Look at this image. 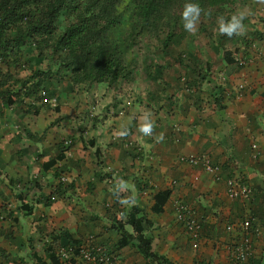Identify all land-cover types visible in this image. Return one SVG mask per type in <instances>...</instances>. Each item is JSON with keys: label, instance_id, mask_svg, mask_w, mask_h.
Masks as SVG:
<instances>
[{"label": "crops", "instance_id": "0c3cea01", "mask_svg": "<svg viewBox=\"0 0 264 264\" xmlns=\"http://www.w3.org/2000/svg\"><path fill=\"white\" fill-rule=\"evenodd\" d=\"M238 9L237 31L190 34L182 61L144 88L0 99V264H61L62 250L87 243L111 264H145L118 247L122 226L134 235V208L173 264H264V0ZM188 157L208 159L218 179ZM229 179L250 186L248 202L227 196ZM245 220L255 229L238 262L243 237L226 227Z\"/></svg>", "mask_w": 264, "mask_h": 264}, {"label": "trees", "instance_id": "16d2710c", "mask_svg": "<svg viewBox=\"0 0 264 264\" xmlns=\"http://www.w3.org/2000/svg\"><path fill=\"white\" fill-rule=\"evenodd\" d=\"M236 1L0 0V99L10 105L20 96H55L60 71L69 75L71 89H63L68 91L77 85L100 83L115 89L120 82L133 83L138 69L153 80L163 67L148 54L134 55L138 36L156 37L166 31V43L177 41L189 30L194 14L205 17L213 7ZM62 19L65 26H60ZM178 29L182 31L177 34ZM44 61L47 66L42 70L39 66ZM52 66L57 68L54 75ZM54 194L60 195V189ZM160 196L156 202L162 206L169 191ZM127 224L134 235L126 234L122 226L120 249L134 250L145 264H173L155 252L157 240L144 233L151 224L140 210L133 209ZM103 253L108 260L98 264L112 262Z\"/></svg>", "mask_w": 264, "mask_h": 264}, {"label": "rangeland", "instance_id": "374dc122", "mask_svg": "<svg viewBox=\"0 0 264 264\" xmlns=\"http://www.w3.org/2000/svg\"><path fill=\"white\" fill-rule=\"evenodd\" d=\"M249 0H237L234 5L235 8H232L233 5L227 6H220V7H213L211 10L206 12L205 17H202L199 14H194L192 20H190V28L184 34L182 39L177 41L173 40V42H165L166 41V31L160 33L158 36H153L149 34H143L138 36L136 46L134 48V55L141 56L142 54H148L154 61L155 64L160 65L161 67L171 66L172 61L175 63H180L182 61V55L186 52V40L187 37L191 35H197L198 33L204 34L206 36L211 35H222L224 31L227 29L228 31H237L238 26H240V6H244V4ZM238 7V8H237ZM236 10V11H235ZM236 12V14H235ZM236 15V16H235ZM66 22L62 19V23L60 26H65ZM177 34L182 31V29L176 30ZM47 66V61L39 66L40 69L45 70ZM56 67H51V74L54 75V71H56ZM58 72V71H57ZM25 73H29L27 70ZM139 75L137 76L136 80L133 83H123L120 82L117 87L115 88L116 91H128L132 84H140L144 87L149 85L151 82L157 81L162 74L158 76L155 75L154 79L150 80L147 78L140 69L137 72ZM152 75L153 71L151 70ZM57 80L60 81L58 84V90L63 89H71V82L69 80V75H65L63 71L57 73ZM46 77V76H44ZM56 77L53 76V82ZM90 84H85V86H89ZM83 85L74 86L73 89L81 88ZM95 86V85H90ZM118 211V210H117ZM120 211V209H119ZM125 217L123 214L122 218ZM127 224V222L125 223Z\"/></svg>", "mask_w": 264, "mask_h": 264}, {"label": "built area", "instance_id": "2783aa9c", "mask_svg": "<svg viewBox=\"0 0 264 264\" xmlns=\"http://www.w3.org/2000/svg\"><path fill=\"white\" fill-rule=\"evenodd\" d=\"M44 92H41L40 95L44 96ZM252 148H256V145H253ZM181 162H184L189 165H201L203 170L210 176H214L215 179H218L216 176L217 168L212 166L208 159L203 157H188L181 158ZM67 178L64 175H61L58 178V184H66ZM227 196L231 200H240L243 202H248L252 196V189L248 185H241L236 180L229 179L226 181ZM55 189L53 190L54 193ZM56 198L53 194L50 195V200L54 201ZM187 228L192 230L191 238L193 240L198 239L197 230L199 228L198 224L194 220L187 221ZM255 228L252 227L250 221H240L234 225H229L226 227L228 232H233L237 230L243 237V246L236 251L235 258L238 262H244L248 254L249 246V233ZM73 251L62 250L60 252L61 264H98L99 262H106L108 259L104 256L103 250L94 244H82L77 248V254H72ZM74 260V262H73Z\"/></svg>", "mask_w": 264, "mask_h": 264}]
</instances>
